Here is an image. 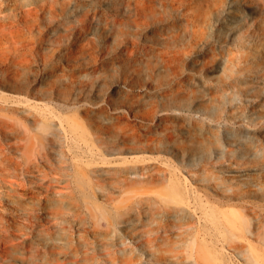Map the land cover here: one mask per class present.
I'll return each mask as SVG.
<instances>
[{"label":"rangeland","instance_id":"1","mask_svg":"<svg viewBox=\"0 0 264 264\" xmlns=\"http://www.w3.org/2000/svg\"><path fill=\"white\" fill-rule=\"evenodd\" d=\"M82 1L0 0V264H264V0Z\"/></svg>","mask_w":264,"mask_h":264},{"label":"bare ground","instance_id":"2","mask_svg":"<svg viewBox=\"0 0 264 264\" xmlns=\"http://www.w3.org/2000/svg\"><path fill=\"white\" fill-rule=\"evenodd\" d=\"M171 1H172L171 2L172 4H177L181 11H186L187 0H171ZM204 1H205L204 10H202L198 14L195 13V15L198 17H201V20L203 23L202 26H204V28H205L206 24L208 25V24L212 23V21H213L212 19L219 20V18H220L219 11L222 7V4L226 0H204ZM162 4H165V3L162 2ZM107 5H109V6L113 5L111 8L116 6L117 9L119 10V12L124 13V14H128L129 16H131V19L134 20L135 25H137V27L142 23V21L149 20V19H151L152 16H155V14H156V11H155L156 8L154 6V2L151 0H85V1H82L81 3H73L71 5V7H69V9H72V11L77 10L78 14L80 16L79 17L73 16L71 18L69 16H67L66 18L69 19L67 21L73 23L74 25H77V24L79 25V23H80L81 24V25H79L80 28L87 29L88 26L86 24H84L85 20L89 19V17H95L96 14L100 15L98 12L101 11L102 8H104ZM236 9H240V8L237 6ZM48 10H49L50 15H54V13H56L55 9L52 6H50L48 8ZM24 12L27 13L28 10L26 9V10H24ZM74 13L75 12L73 11V14ZM242 18H243V21H247L248 19H251L252 16L250 14H245V15L242 14ZM97 19H98V16H97ZM105 23H107V21H105ZM229 23H230V21H229ZM191 24H192V31H191V34H192V32L194 30H196V28H195L196 24L194 22H192ZM114 25H115L114 21L110 22V23L108 22V24H107L108 32H110V33L112 32ZM198 28H200V27L198 26ZM62 30H64V29H62ZM229 59H231V58H229ZM5 92H7V91H5ZM136 167L137 166H133V167L128 166L126 168H119L118 172H120V173L121 172L136 173ZM7 168L8 167L1 161L0 162V176H1L2 181L0 180V187L2 186V183H6L5 177L3 175L5 174L4 171ZM18 185H20V184L19 183L16 184V187L14 188L15 191L13 192V194L16 195L17 198H14L13 201H15L18 204L19 209L23 210L24 209L23 204L20 201V196L23 194L20 191L21 187H18ZM244 185H245V183H243L241 187H243ZM247 192H249L248 189H243L242 192H240V193H247ZM5 195H9V193L0 192V201L3 199V197ZM236 195H239V193H236ZM62 213H63V211L59 210V209L52 208L50 210V214L52 215L53 218H58ZM13 220H14V218H13ZM189 243H190V245L187 247V248H189L188 255L190 257H193L197 264H201V262L198 260V257L201 255V252H202L201 251L202 247L199 244V240H196L193 238L191 240V242H189ZM125 263L126 264H136L137 260H135L133 257H130V258L126 259ZM57 264H61V263L58 262ZM64 264H68V263H64ZM71 264H73V263L71 262Z\"/></svg>","mask_w":264,"mask_h":264}]
</instances>
